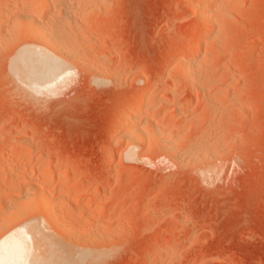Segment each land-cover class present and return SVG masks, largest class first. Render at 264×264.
Segmentation results:
<instances>
[{"label":"rangeland","instance_id":"1","mask_svg":"<svg viewBox=\"0 0 264 264\" xmlns=\"http://www.w3.org/2000/svg\"><path fill=\"white\" fill-rule=\"evenodd\" d=\"M16 1L0 0V16ZM64 1L45 15L70 48L54 53L70 73L53 92L14 80L22 49L52 52L16 21L22 7L1 35L0 184L20 191L0 205V234L36 224L46 251H66L72 264H264V0ZM132 117L145 140L124 134ZM25 161L58 169L42 188L59 200L61 227L39 190L37 202L27 197L46 176H30Z\"/></svg>","mask_w":264,"mask_h":264},{"label":"bare ground","instance_id":"2","mask_svg":"<svg viewBox=\"0 0 264 264\" xmlns=\"http://www.w3.org/2000/svg\"><path fill=\"white\" fill-rule=\"evenodd\" d=\"M11 1V0H10ZM58 0H17L15 3H12V5L10 4V6L5 5V9L2 11V15L0 16V41L3 39L1 38V35H3V33H5L6 31H9V25H10V21H9V15L12 13V11L20 8L19 10H21L20 12H16L18 15V19L16 20L18 23H20L19 25L22 27L24 26L27 30L26 35L28 34V32L30 34H33L35 31L38 33V35L40 36V39L42 38L44 41V45L47 48V50L52 51L51 53L46 52L45 50H39L36 48H25L22 49L12 60V72H13V77L15 82L20 86V88H22V90H24L25 92L28 93H32L34 95L37 94H41V92H43L44 90H48V93L50 91L53 92L57 87L59 82H62L63 79L69 75L70 70L69 67L60 59L58 58V56L60 54H66L68 55L69 53V49L68 48V40L65 38V36L63 34H61L59 31L54 30L53 29V20L52 22L49 23V21L47 20V16L46 15L49 11H51L55 5L58 3ZM90 1V0H89ZM198 1V0H197ZM212 1V0H210ZM224 1V0H223ZM57 2V3H56ZM65 2V1H64ZM66 2H68V0H66ZM65 2V3H66ZM71 3H73L72 1H70ZM85 2H87L85 0ZM96 2V1H95ZM199 2V1H198ZM225 2V1H224ZM10 3V2H9ZM63 3V2H62ZM70 3V4H71ZM213 3V2H212ZM69 4V3H68ZM74 4V3H73ZM72 4V5H73ZM76 4V3H75ZM83 4V3H81ZM89 4V3H88ZM223 4V2H222ZM225 4V3H224ZM65 5V4H64ZM63 5V7H64ZM201 5V4H198ZM205 5V4H204ZM91 6H93L91 4ZM206 6V5H205ZM203 7L202 8V12H201V16H202V20L206 25H209L211 23V7ZM224 6V5H223ZM69 7V6H68ZM74 7V5H73ZM80 7V6H79ZM201 7V6H200ZM222 7V6H221ZM24 8V9H23ZM58 8V7H57ZM56 8V9H57ZM217 8V7H216ZM55 9V8H54ZM66 9V8H65ZM68 9V8H67ZM71 9V8H70ZM79 9V8H78ZM90 9V8H89ZM93 9V8H92ZM215 9V8H214ZM1 10V9H0ZM23 10V11H22ZM94 10V9H93ZM72 11V10H70ZM91 11V10H90ZM22 12V13H21ZM67 12V11H66ZM76 12V11H75ZM200 12V11H199ZM20 13V14H19ZM52 13V12H51ZM69 13V12H68ZM73 14V12H71ZM70 13V14H71ZM216 14V13H215ZM14 15V13L12 14ZM45 15H46V20H45ZM52 15V14H51ZM37 16H44V19H36L35 17ZM54 18V17H52ZM56 18V17H55ZM11 19V18H10ZM22 24V25H21ZM18 26V25H17ZM17 30V29H16ZM13 33V32H12ZM17 33V32H16ZM19 33V32H18ZM17 33V34H18ZM29 35V34H28ZM36 35V34H35ZM34 35V36H35ZM14 36V35H13ZM12 36V37H13ZM17 36V35H16ZM15 36V37H16ZM38 36V37H39ZM32 37V36H30ZM207 36L205 34L203 35H195L192 38V42L193 41H198L199 40H203L204 38H206ZM17 39V38H16ZM39 39V40H40ZM41 39V40H42ZM43 43V42H42ZM70 43V41H69ZM43 45V44H42ZM70 46V45H69ZM34 47V46H33ZM39 48V47H38ZM194 51V49H191L190 52ZM56 53L58 56H56ZM73 53V52H72ZM56 56V57H55ZM62 56V55H61ZM60 56V57H61ZM73 58L74 55H72ZM76 56V55H75ZM68 57V56H67ZM82 65V64H81ZM185 67L188 68V66L186 65ZM189 67H192L191 65H189ZM71 69V68H70ZM184 69V68H183ZM187 71L189 69H186ZM191 70V69H190ZM191 74L190 72H187ZM185 74V73H184ZM186 74L188 75L187 77L190 78V76H193V72L192 74ZM72 75V74H71ZM185 75V76H186ZM72 77V76H71ZM186 77V78H187ZM65 78V79H66ZM192 78V77H191ZM195 78V77H194ZM68 81V80H67ZM192 81V80H191ZM192 84V83H190ZM63 85V84H62ZM58 89V88H57ZM45 92V91H44ZM47 92V91H46ZM54 94V93H53ZM156 97L154 96H149V97H142L140 98L138 101H136L135 103H133L130 107H129V112L131 111H135V110H140L142 111L143 109H146L148 106L147 104H151V102L155 101ZM135 114V113H134ZM129 116V115H128ZM133 118V117H132ZM137 119H129L125 125V130H124V134L126 136H128L129 138L134 139L135 136L138 137V135H136V130H137ZM122 128V127H121ZM158 129V128H157ZM138 131V130H137ZM139 132V131H138ZM161 132V131H159ZM144 135V134H143ZM165 135V134H164ZM167 136V135H166ZM142 137V136H141ZM139 135V138H141ZM124 138V137H123ZM144 139V136L142 137ZM125 139V138H124ZM142 139V140H143ZM145 140V139H144ZM149 140V139H148ZM131 141V140H130ZM154 142V140H153ZM29 151V150H28ZM30 152V151H29ZM35 154L31 153L28 155V158L33 157ZM129 155V154H128ZM36 156V155H35ZM20 157V156H19ZM133 158L132 156H130V159ZM1 159V158H0ZM10 159V158H9ZM44 159V157H43ZM12 160V159H11ZM48 160V159H47ZM8 160H3V163L0 164V171L2 172V170L4 171L7 168L6 162ZM13 161V160H12ZM11 161V162H12ZM23 161V160H22ZM9 162V161H8ZM20 162V161H19ZM30 163V162H29ZM12 164V163H11ZM16 165V164H15ZM29 165L28 162H23L20 164V168L22 170L25 171V169H28V171L30 172V176H32L34 173H37L36 171H38L39 174H41L42 176H46L45 181H43L44 179H39L38 183H36L35 186H31L28 188H26L28 191V196L30 199L31 197H34V190L38 191L39 190V194L38 196V201L42 202L43 205H40L41 208L43 206V212L49 213L47 214L48 217H50V223H58L61 222V220L63 218H61V212L60 213H56L58 212V205H59V200H57L55 197H53L50 193L45 192L43 190V185L49 184L53 178L49 175V174H53L54 172H57L58 169H56L54 166L49 165L48 163H44L41 166H39L40 168L37 169L33 167V169H29ZM35 166V165H34ZM56 166V165H55ZM19 167L16 169L18 170ZM11 168V167H10ZM15 168V166L13 167ZM69 168V167H68ZM8 170V169H7ZM61 170V168H60ZM14 173L11 174V178L10 181H13L16 179L17 177V173L15 172V170H13ZM27 171V170H26ZM62 171V170H61ZM60 171V172H61ZM5 172V171H4ZM28 173V172H27ZM63 173V171L61 172ZM61 173H59L61 175ZM69 172L66 171L65 175H63V179L66 178V174H68ZM6 174V173H5ZM21 174V173H20ZM2 175V173H1ZM26 175V174H25ZM35 175V174H34ZM29 176V177H30ZM40 176V175H39ZM47 176H50V179L47 178ZM66 176V177H65ZM62 177V176H61ZM41 178V177H40ZM52 178V180H51ZM62 179V178H61ZM42 180V181H41ZM47 180V181H46ZM51 180V181H49ZM72 180V179H71ZM6 181V180H4ZM9 181V180H8ZM16 181V180H15ZM18 181V180H17ZM28 181V179H27ZM64 181L63 183H67L69 182V180H62ZM67 181V182H66ZM3 182V181H2ZM53 182V181H52ZM6 183V182H5ZM26 183V182H25ZM54 183V182H53ZM58 183V182H57ZM2 184V183H1ZM0 184V185H1ZM4 184V182H3ZM11 184V183H9ZM22 184V183H21ZM27 184V183H26ZM30 184V183H29ZM51 184V183H50ZM7 185V183H6ZM25 185V184H23ZM23 185H21L23 187ZM65 185V184H64ZM63 185V187H64ZM65 185V186H66ZM69 185V184H68ZM77 185V184H76ZM84 185V184H83ZM4 187V185H1V187ZM54 186V185H53ZM52 186V187H53ZM8 191L6 190V192L0 196V205H4L5 202L10 199L9 197H12V199L14 198V194L16 195V192L19 190L20 185H18L17 183H12L11 185H9V187L5 186ZM4 187V189H6ZM25 187V186H24ZM43 187V188H42ZM50 187V186H49ZM58 187V185H57ZM48 188V186H47ZM51 188V187H50ZM49 188V189H50ZM56 188V187H55ZM62 188V187H61ZM2 189V188H1ZM22 189V188H21ZM63 189V188H62ZM61 189V190H62ZM70 189V188H69ZM24 190V189H23ZM51 190V189H50ZM20 191V190H19ZM65 188L63 190V192L65 193ZM23 192V191H22ZM59 192V191H58ZM61 192V193H63ZM2 193V192H1ZM20 193V192H19ZM56 193V192H55ZM63 193V194H64ZM68 193V192H66ZM23 194V193H22ZM26 194V192H25ZM37 194V192H36ZM27 195V194H26ZM59 195V194H58ZM70 195V194H69ZM60 196V195H59ZM82 196V195H81ZM79 198V196H78ZM16 199V197H15ZM14 199V200H15ZM28 199V200H30ZM77 199V198H76ZM98 199V198H97ZM13 200V201H14ZM33 199H31L32 201ZM63 200V199H62ZM16 201V200H15ZM21 201V200H20ZM27 201V200H26ZM25 201V202H26ZM35 201V200H34ZM34 201H32L34 203ZM23 202V201H21ZM28 202V201H27ZM37 202V200L35 201ZM39 202V203H40ZM67 202V201H66ZM65 202V203H66ZM79 202V201H78ZM101 202V201H100ZM31 203V202H30ZM71 203V202H70ZM72 204V203H71ZM15 205V204H14ZM37 205V204H36ZM75 205V204H74ZM19 206V205H18ZM5 207V205H4ZM3 208V207H2ZM21 208V207H19ZM62 208V207H61ZM66 208V207H65ZM16 209V208H15ZM40 209V208H39ZM56 209V210H55ZM46 210V211H45ZM61 210V209H60ZM69 210V209H68ZM99 210V209H98ZM97 210V211H98ZM32 211V210H31ZM29 210V212H31ZM53 211V212H52ZM56 211V212H55ZM96 211V212H97ZM19 213V212H18ZM26 214V212H24ZM34 213V211H33ZM36 213V212H35ZM65 213V212H64ZM68 213V212H67ZM31 214V213H30ZM29 214V215H30ZM46 214V213H44ZM15 215V214H14ZM18 215V214H17ZM28 215V216H29ZM98 215V214H97ZM3 217V215H1ZM6 216V215H5ZM13 216V215H12ZM69 216V215H68ZM8 217V215H7ZM74 217V216H73ZM100 217V216H99ZM102 217V216H101ZM5 217H3L4 219ZM14 218V216H13ZM19 218V216H18ZM27 218V217H26ZM28 219V218H27ZM49 219V218H47ZM66 219V218H65ZM24 221V220H23ZM64 221V219H63ZM69 221V220H68ZM73 221V220H72ZM65 222V221H64ZM67 222V221H66ZM2 223V222H1ZM14 223V222H13ZM16 223V221H15ZM20 224V222H18ZM24 222H21V224ZM62 223V222H61ZM3 224V223H2ZM1 224V226H2ZM14 225L11 228L6 229L5 231L2 229V233L0 234V264H72V260L70 261V259L68 258V252H58L54 249H47V246L49 245L48 242L46 241H42L44 240L43 238V234L44 232L42 230H39L40 228L37 227L36 224H31L30 227H26V226H22V225ZM59 224V225H58ZM57 225L60 226L61 224L58 223ZM64 224V223H62ZM76 224L77 221H76ZM28 225V223L26 224ZM56 225V224H53ZM80 225V224H79ZM63 226V225H62ZM55 227V226H54ZM61 227V226H60ZM71 227V226H70ZM1 228H4L3 226ZM59 228V227H58ZM69 228V226H68ZM67 228V230H68ZM61 229V228H60ZM93 229V228H92ZM65 233V230L62 229ZM75 230V229H74ZM42 232V234L40 235V233ZM77 231V230H76ZM75 232V231H74ZM63 233V234H64ZM72 233V232H71ZM70 233V235H71ZM94 233V232H93ZM68 234V233H67ZM76 234V233H73ZM84 234V233H82ZM88 234V233H87ZM45 235V234H44ZM79 235V234H78ZM98 235V233H97ZM42 236V238H41ZM75 236V235H74ZM85 236V235H84ZM87 236V235H86ZM92 236V235H91ZM102 236V234H101ZM45 237V236H44ZM68 237V236H67ZM89 237V236H87ZM41 238V240H40ZM95 238V237H92ZM102 238V237H101ZM74 239V238H73ZM81 239V238H80ZM83 240V239H82ZM51 241V240H50ZM82 242V241H81ZM45 243H48L45 244ZM51 243V242H50ZM87 243V242H86ZM91 243V242H90ZM56 244V243H55ZM46 245V246H45ZM51 245H49L50 247ZM60 246V245H59ZM46 247V248H45ZM63 249V248H62ZM59 250V249H58ZM70 250V248H69ZM64 251V250H63ZM72 251V248H71ZM74 254V252H73ZM76 254V253H75ZM84 254V253H83ZM94 254V253H92ZM79 255L81 256L82 253ZM91 255V254H89ZM100 255V254H99ZM99 255L96 256V254L92 255L93 257H99ZM78 256V257H80ZM91 256V257H92ZM92 261H95L93 259H96L95 257L92 259ZM72 258V256L70 257ZM74 258H76V255L74 256ZM88 260V256L84 255L82 257H80V259H78V262H82L85 260ZM76 261V259H75ZM87 262V261H86ZM75 264V263H74ZM83 264V263H81Z\"/></svg>","mask_w":264,"mask_h":264}]
</instances>
